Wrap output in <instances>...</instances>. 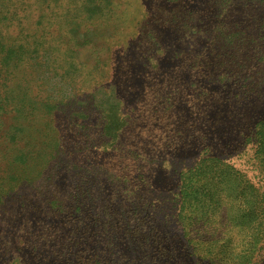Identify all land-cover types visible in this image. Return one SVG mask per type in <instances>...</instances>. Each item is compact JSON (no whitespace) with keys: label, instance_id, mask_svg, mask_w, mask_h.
Segmentation results:
<instances>
[{"label":"trees","instance_id":"1","mask_svg":"<svg viewBox=\"0 0 264 264\" xmlns=\"http://www.w3.org/2000/svg\"><path fill=\"white\" fill-rule=\"evenodd\" d=\"M196 2L0 0V264H264V0Z\"/></svg>","mask_w":264,"mask_h":264},{"label":"rangeland","instance_id":"2","mask_svg":"<svg viewBox=\"0 0 264 264\" xmlns=\"http://www.w3.org/2000/svg\"><path fill=\"white\" fill-rule=\"evenodd\" d=\"M64 2L67 3L69 7H75L78 4L79 0H64ZM190 3H192V6L195 8L201 7V4L196 2V0H190ZM95 20L96 19L92 20V23L90 22L88 24L94 23V25H97L98 23H95ZM96 33L97 32H94V28L90 27V30L86 32V34L83 33L75 35L74 41L72 43L67 42V44L69 45V48H73V46L77 47L75 57L78 59L83 68L89 69L91 71H102L103 65L105 64L109 56V52L106 42L100 40L98 38V34ZM176 38L177 39H175L173 51H184L185 47L183 44L186 43L185 36L178 34ZM48 58L49 56L43 61L33 62L31 69L29 70L30 78L33 82L32 84L38 85L40 88H42V90L46 92L48 96H51L53 98L61 99L63 97L64 99H66L67 97H71L72 93H74L71 87L65 85L62 82L61 78H58L55 75L51 74L49 68L50 60ZM169 63L170 55L168 54L165 57L162 65H168ZM97 92V104L102 105L104 102L111 103L113 102V100H110L111 97L113 99L115 98L114 90H112L111 93H106V91L104 90H98ZM218 208L219 205L217 203L209 201V199L206 198L205 200H203V204L200 209L201 214L202 212L205 213L204 217L201 216L200 218L201 222H204L205 227H212V231L215 233H217V227L212 223V221L215 220L217 215L219 214ZM191 237L193 240H196L198 238L196 235L192 236V234Z\"/></svg>","mask_w":264,"mask_h":264}]
</instances>
